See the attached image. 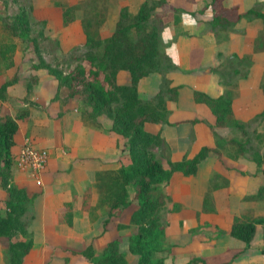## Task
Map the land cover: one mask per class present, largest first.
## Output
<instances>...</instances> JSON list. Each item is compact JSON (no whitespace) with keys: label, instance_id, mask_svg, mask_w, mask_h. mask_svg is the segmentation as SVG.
<instances>
[{"label":"crops","instance_id":"obj_1","mask_svg":"<svg viewBox=\"0 0 264 264\" xmlns=\"http://www.w3.org/2000/svg\"><path fill=\"white\" fill-rule=\"evenodd\" d=\"M50 1L34 4L33 12L45 13L46 17L53 7L61 20L62 12ZM103 1L107 14L101 27L103 38H107L116 27L121 7L136 12L144 0ZM157 1H162V5L156 12L162 7L167 10L160 42L172 64L163 76L178 92L166 102L168 123L144 125L148 132L159 135L165 150V161L161 162L168 169L167 159L178 162L194 157L203 146L216 148L213 129L225 136L220 132L222 128L214 127L215 116L210 108L194 100V91L212 98L221 96L229 74L237 69L240 72L236 77L238 94L232 100L234 117L247 121L264 109V94L259 88L264 74V47L254 50L256 40L261 46L264 43L261 41L264 19L245 15L248 10L264 14V0ZM75 17L67 24L61 22L62 30L79 28L68 40L59 38L62 50L86 41L81 34L83 19ZM47 19L46 36H56L54 22ZM105 27L110 29L107 31ZM233 54L239 58L250 55L248 70L246 67L241 70L245 63L231 59ZM13 59L14 65L0 73V86L15 78L6 88V99H0V117H15L20 111H27L24 118L17 120L18 130L11 147V174L13 183L31 199L32 217L24 234L11 239L0 237V264H9L11 241L28 240L32 245L22 264H92L83 252L91 247L93 257L99 258L113 240L118 242V250L125 254L127 264H137V256L130 251V239L136 232L130 222L137 207L133 188L127 187L130 203L116 209L101 201L99 189L100 174L117 171L126 163L125 139L112 130V120L107 115L89 119L88 106L79 96L66 98L67 88L60 86L47 69L32 68L39 62L37 56L31 53L22 56L17 48ZM227 61L232 69L226 77L223 65ZM130 80L127 70L116 75L119 85H129ZM161 82L159 73L142 77L137 84L138 98L150 99ZM26 138L48 151L45 167L35 175L15 164ZM220 154L218 157L209 152L194 175L175 171L164 185L168 197L164 247L169 252L163 264H185L196 257L203 259L198 264H264L262 224H256L249 246L230 233L235 217L251 206L245 197L251 185H262V174L251 176L246 167ZM5 199L6 192L0 186V201L3 203Z\"/></svg>","mask_w":264,"mask_h":264},{"label":"trees","instance_id":"obj_2","mask_svg":"<svg viewBox=\"0 0 264 264\" xmlns=\"http://www.w3.org/2000/svg\"><path fill=\"white\" fill-rule=\"evenodd\" d=\"M1 1L4 3V7L9 10L10 1L19 2L20 0ZM34 2L35 0L21 1L15 11L8 12L4 16L0 24V73L14 65L13 58L17 48L15 39L27 41L32 44L39 59V62L33 64L32 68L47 69L58 80L60 86L67 88L66 98L79 96L89 108L86 115L89 119L99 114H105L112 120V130L128 139L130 162L122 164L117 171L104 172L98 176L99 189L102 193L101 201L110 209L126 207L130 203L127 187L133 188V198L137 202V207L131 213L130 222L135 226L136 232L130 239V251L137 256V264H163L169 248L164 247L167 222L162 209L164 194L159 190L160 186L166 185L175 171H179L185 176L194 175L199 163L206 158L209 152H215L218 157L221 156V152L217 143L216 148L203 146L192 158L178 162H171L167 159L169 168L166 169L153 149L147 147V145H158L159 142L161 143V139L158 134L147 133L144 124L146 122L168 123L169 111L166 102L175 98L178 92V88L170 87L168 80L164 77L163 85L150 99L142 101L138 98L137 93V84L142 77L154 72L164 75L165 70L172 67L169 58L163 54L166 62L165 67L162 71L158 69L163 61L157 60L163 21L162 17H155L154 14L156 8L162 5V1L144 0L134 14H130L127 6L121 7L113 33L109 37L97 41L87 37L84 43L86 48L84 55L77 57V63L66 70L59 69L42 59L40 42L48 40L49 37L43 33L45 21L33 19ZM98 9L95 5L97 24L105 18L106 10L105 7L103 10L99 5ZM245 15H254L264 19V14L255 10H248ZM65 16L63 13V24H67L72 18L70 16V19H67ZM239 16L241 17V15ZM130 17L134 18L133 22H126L130 20ZM148 22L152 24L148 39L133 43L129 37L132 29H143ZM37 24L42 26L35 31L34 26ZM262 40H264L263 33ZM259 46L264 47V43L261 46L259 40H256L254 50ZM100 48H102L101 54L98 53ZM232 58L238 59L240 64L245 63L246 70H248L251 64L250 55L239 58L233 54ZM120 70H127L130 73L129 85L117 84L116 75ZM239 72L234 69L232 76L238 75ZM243 75L246 76L247 72ZM14 80L15 78H12L0 86L1 100L6 99V88ZM233 81L226 83L224 93L217 98L194 91V100L204 103L210 108L215 116L214 126H234L244 130L247 123L236 119L232 112V100L238 94L237 79ZM259 88L264 94V74ZM154 99L155 103L151 104L149 101ZM26 114L27 111L22 110L15 117L8 115L0 117V178L2 187L7 193L6 200H4L6 212L5 215H0V236L8 238L24 234L28 220L32 217L31 199L23 188L12 182L11 174L13 162L11 147L14 144V134L18 130L17 120L24 118ZM254 118H264V109ZM139 143L142 144V149L137 147ZM262 172L264 173V170ZM256 197H259V193L246 196L245 199ZM28 211H30L29 215ZM256 224L264 226V216L257 218L235 217L230 233L249 246L255 233ZM31 245L30 240L11 241L8 249L9 264H22ZM83 253L92 264H127L125 254L118 250L116 240L108 243L99 258L93 257L91 247H88ZM202 262V258L196 257L185 264Z\"/></svg>","mask_w":264,"mask_h":264},{"label":"rangeland","instance_id":"obj_3","mask_svg":"<svg viewBox=\"0 0 264 264\" xmlns=\"http://www.w3.org/2000/svg\"><path fill=\"white\" fill-rule=\"evenodd\" d=\"M21 1L26 2L27 0H20L19 2L10 1L9 10H8L4 7V3L0 0V3L2 4V10L0 12V24L3 21L4 16H6L8 12L15 11L17 7L19 6L18 3H20ZM43 1L44 0H35V2L33 3V6L34 4L43 2ZM49 4L55 5V7L62 12V16H63V13H65L66 15L65 18L70 19V16H71L72 17L71 21L76 18L75 17L76 15L81 16L83 19L81 23L82 24L81 25L82 36H85L86 38L89 37L93 39L94 41H97L99 39H104L102 27H101L104 21L100 20L102 24L100 25L101 23L100 21H99L100 23L98 22L97 24L96 22L97 13L94 10L95 5H97V10H99L98 5L99 7H102L103 10H105L104 7L106 4L104 3V1L102 2V0H98V1L86 0V1L76 2V3H71L69 0H51ZM161 9L158 12H156L154 16L155 17L160 16L162 17V20H163L166 18L167 10L164 9V7H162ZM134 13L135 12L133 11L130 12V14H134ZM41 14H38V13L36 14L33 12V19L35 21H39V20L45 21V25L43 26V33L46 35L47 28H48V26L46 25L48 22L47 18L49 19L51 18L52 21L54 22V27H53L54 34H56V36H52V37L48 36L49 37L48 40L40 42V51H41L42 57H45L47 62L56 66L59 69L66 70L69 67H73L77 63V57L84 55L86 48L84 47V44H75V45H72L71 48L67 49L65 47L66 49L64 48L62 50V47H60V44H59L60 43L59 38L68 40L71 33L78 31L79 28L77 27L76 29L72 31L66 30V29L62 30L61 22H62L63 17L60 20L59 13L55 12V9L53 7H50V10L48 11V15H46V17L43 16L45 15V13H43L42 15ZM106 14H107V11H105V15ZM133 19L134 18L130 17V20H127L126 22H129V23L133 22ZM150 25H152L151 22H148L145 24L143 29L136 30L133 28L129 35L130 40L133 41V43L138 42V40L146 41L148 39L149 29L151 27ZM41 26L42 25L40 24L35 25L34 26L35 31L39 30ZM104 29L108 31L110 27H105ZM15 41H16V46L17 48H19V52L22 54V56H25L27 53L33 54L34 57L37 56L36 53L34 52V49L31 43L24 41L22 39H19V38H16ZM158 51L159 52L157 55L158 56L157 60L159 61L163 60L158 69L162 71L163 68L165 67L166 62L164 61V57H163L164 46L161 42L158 45ZM101 52H102V48H100L98 53L101 54ZM227 62L224 63L223 65L224 66L223 71L226 77L230 73L229 71H231L232 69L231 62L230 61H227ZM241 70L244 71L245 66H242ZM154 73H159L162 75V82H161V86H162L163 78H164L163 73H160V72H154ZM229 76L230 77H228L227 80L230 82L233 80L235 81V79H237L236 77H238V75L232 76L231 74H229ZM166 96L168 97V95ZM149 102L151 104H154L155 99ZM242 122L247 123L244 130L239 129L234 126H229V127L214 126L217 128H222L220 132L225 133L224 137H221L213 129L214 127L212 129L215 132L214 135L216 138L217 147L219 148L222 154H225V156L229 158L230 160L241 164V167L243 168L246 167V172L250 174L251 176L262 174L261 175L263 177L262 185L257 186V187H255L254 185H251L250 187L251 194L248 193V196H253L259 193V197H256L253 199H245L246 201L251 202V206L248 207L246 211L241 215L242 217H246V218H257V217L264 216V173L262 172L264 170V118L255 119L254 117H251L247 121H242ZM146 123L157 124V122H146ZM144 129H145V125H144ZM145 131L151 134L146 129ZM120 137L125 139V150L127 152V158H126L125 164H128L130 162L128 139L126 137H122L121 135ZM159 143L158 145L157 144L156 145L154 144L151 146L147 145V147L149 149L152 148L153 151L158 155L161 161L163 159L165 161V150L161 146V143L160 144ZM137 147L142 149L143 146L141 143H139ZM0 186L6 192V190L2 187L1 178H0ZM159 190H161L164 194V198H163L164 206L162 207V209H163V213H165L167 210L166 202H167L168 197L165 195L164 185H161ZM6 197H7V193H6ZM2 206H4V210H1ZM5 212H6V209H5L4 201L3 203L2 201H0V215H5ZM29 214H30V211H28V215ZM3 237H6V236H3Z\"/></svg>","mask_w":264,"mask_h":264},{"label":"built area","instance_id":"obj_4","mask_svg":"<svg viewBox=\"0 0 264 264\" xmlns=\"http://www.w3.org/2000/svg\"><path fill=\"white\" fill-rule=\"evenodd\" d=\"M47 160V149L36 146L26 138L15 157V164L18 169L35 175L45 167Z\"/></svg>","mask_w":264,"mask_h":264}]
</instances>
